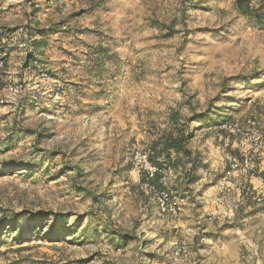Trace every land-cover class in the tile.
Here are the masks:
<instances>
[{
  "label": "rangeland",
  "instance_id": "1",
  "mask_svg": "<svg viewBox=\"0 0 264 264\" xmlns=\"http://www.w3.org/2000/svg\"><path fill=\"white\" fill-rule=\"evenodd\" d=\"M233 2L0 0V28L16 29V39L4 37L0 48V207L8 214H63L62 228L82 220L75 239L42 238L48 227L19 242L2 232L0 264H264L260 214V221L238 223L242 237L235 243L227 232L213 240L199 224L178 225L186 205L177 217L161 213L134 159L161 133L175 132L171 116L181 124L192 113L206 111L212 121L232 111L241 124L256 117L264 130V32ZM53 26L60 31L38 53V68L24 66L20 38ZM99 42L120 59L101 74L85 46ZM251 81L259 82L257 90L244 86ZM53 87L68 90L53 97ZM52 98H59L57 108ZM207 123L187 124L194 134L188 147L238 158L240 137ZM39 131L50 136L36 139ZM31 161L36 167L29 169ZM219 171L185 186L187 204L214 185ZM232 203L224 204L228 214ZM114 230L134 238L122 243ZM178 244L188 253L175 259Z\"/></svg>",
  "mask_w": 264,
  "mask_h": 264
},
{
  "label": "trees",
  "instance_id": "2",
  "mask_svg": "<svg viewBox=\"0 0 264 264\" xmlns=\"http://www.w3.org/2000/svg\"><path fill=\"white\" fill-rule=\"evenodd\" d=\"M233 7L235 11L242 15L249 25L259 31L264 32V0H234ZM31 13V11L29 12ZM60 27V26H59ZM165 27V26H161ZM58 30L55 26L47 29H35L27 33L28 36L25 38L26 44V58L24 66H27L29 63L37 69V64L40 60L37 58L38 53L42 54V51L48 46V39L52 33H55ZM13 33H16V29L10 28H0V37L1 38H14ZM21 39V38H20ZM90 49V56L92 64L91 67L94 68L99 74L106 71L108 68L105 66L106 63L111 61H116L118 64H114L115 67H119L120 59L113 53H109V47L105 46L102 42L97 43L96 45H85ZM97 73V74H98ZM52 77H55V74H50ZM246 81V78H242V83ZM248 88L251 87L249 82L245 83ZM78 93V89L73 87ZM67 88L64 87H53L50 95L53 97L61 95L63 91H67ZM53 106L57 108L59 106V98H52ZM232 111L224 114L221 118L217 120H212L208 118L207 112L202 113H192L188 118H185L181 124H178L177 120L171 116L170 122L171 125L175 128V132H164L158 135L155 139L151 141L149 145L152 154L149 156L150 161L157 166L158 171L152 179H146L144 175H141V181L143 183L148 182L156 190L161 189H170L173 191L185 192L187 189L185 186L190 185L194 180L197 179L195 172L200 168L204 167L205 164H202L199 154L192 152L188 147L189 140L193 137V132L188 131L187 124L190 121H195L201 123V121H206L209 123V126H219L220 123L232 119ZM207 123V124H208ZM206 124V123H205ZM201 125V124H199ZM50 134L47 132H36L35 138L40 139L42 137H49ZM256 161V160H255ZM35 161L29 162L27 167L32 169L36 166H33ZM6 165H15L14 162L6 163ZM77 173H79L78 168H74ZM255 167L253 172H257ZM173 176L178 184H174L172 179L168 177ZM169 180V181H168ZM166 182V184H164ZM182 186V187H181ZM245 195V202L251 203L252 191L251 187L247 192H243V198ZM97 200V198H94ZM93 215V214H92ZM65 216L60 213L38 210L36 212H11L10 214L6 213L3 208L0 207V235L2 232L8 230L14 235L15 241L24 240L27 233L31 234H41L42 229L48 227L47 234L41 236L42 238L48 240H57L62 236H69L72 239H75L77 235V229L79 223L82 221L80 217L74 219L70 224H67L63 227V221ZM62 226V227H61ZM84 229L82 232H86ZM116 234H120V238L123 239L122 243H127L130 240H133V236L128 234H122L116 230L113 231ZM80 237V236H79ZM79 239V238H78ZM81 242V241H80ZM151 255V258H154V255Z\"/></svg>",
  "mask_w": 264,
  "mask_h": 264
},
{
  "label": "built area",
  "instance_id": "3",
  "mask_svg": "<svg viewBox=\"0 0 264 264\" xmlns=\"http://www.w3.org/2000/svg\"><path fill=\"white\" fill-rule=\"evenodd\" d=\"M20 46L26 47L25 37ZM12 38L11 40H15ZM3 38L0 37V48L3 47ZM4 51L0 50V78L4 68ZM218 129L228 136H239L242 149L238 158H232L225 167L222 177L219 180L214 200L217 204H223L229 195H234L235 199L230 208L231 213H235L241 206L243 192H247L249 186L252 191V199L250 207H258L260 216L264 219V174L260 171L253 172L255 168V160L264 156V130L258 126L256 117L251 116L244 120L241 124L237 118L232 117L231 120L220 123ZM152 154L150 146L136 152L134 159L138 167V171L145 178L152 179L157 173L158 168L154 165L149 156ZM145 186L155 195L158 210L161 213L172 217H177L188 202L187 191L179 192L170 189L156 190L148 182ZM166 184V182H164ZM216 212L210 211L207 219L212 222ZM187 248L184 244L176 245L171 253L173 258H181L187 256Z\"/></svg>",
  "mask_w": 264,
  "mask_h": 264
},
{
  "label": "crops",
  "instance_id": "4",
  "mask_svg": "<svg viewBox=\"0 0 264 264\" xmlns=\"http://www.w3.org/2000/svg\"><path fill=\"white\" fill-rule=\"evenodd\" d=\"M259 77H252L251 80H256ZM251 83V89L257 90L256 85H258L259 82H249ZM263 84V82H261ZM192 152H196L199 154L200 159L202 164H205L204 167H200L195 174L199 177L197 182L199 180H204L206 181V175L207 171L209 170H214L216 171L219 169V173H221L218 177L215 178V183L213 186H211L209 189L203 191L202 195L198 194L194 196L192 199V202L186 204L182 212L180 213V218L178 221V225H195L199 224L200 228H202V231H207V229L210 231L211 234V239H218L219 235L221 233H228V237L232 238V240L235 241L238 240L241 235V231L239 229V224L241 221H247V222H242V225L246 223H251L253 221H260L259 220V208L258 207H250V203L247 204L245 202V195L244 198L242 199L241 206L235 213L228 214L227 212L224 211V204L228 203L231 204L235 197L234 195L228 196L226 201L223 204H217L214 201V194L216 190V184L219 182L220 178L222 177L223 171L225 167L227 166V162L230 161L231 156L229 154H220L219 150H211L208 153L205 152H199V150H194V148H191ZM199 149V148H198ZM228 159V161H227ZM255 167L257 168L258 171L262 172L264 174V156H261L256 159L255 161ZM217 175L214 174L212 177H215ZM211 179L209 180V182ZM202 187V184L198 186V188ZM194 194V192H193ZM211 210H216L217 211V216L215 218L214 222H210L207 219V214ZM226 215H228V219H226ZM250 221V222H249ZM201 222H205V226L201 224ZM228 224L229 226L223 227L225 224ZM240 224V226H242ZM258 222V226H259ZM238 226V227H237ZM199 229V227H197ZM196 228V229H197ZM194 230V229H193ZM253 231L254 228H253ZM250 233H254V232ZM258 232V231H257ZM241 243V240L238 241V244ZM156 259V257L153 258V260Z\"/></svg>",
  "mask_w": 264,
  "mask_h": 264
}]
</instances>
